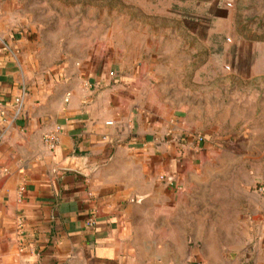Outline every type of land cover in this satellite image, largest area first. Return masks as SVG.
<instances>
[{
    "label": "crops",
    "instance_id": "1",
    "mask_svg": "<svg viewBox=\"0 0 264 264\" xmlns=\"http://www.w3.org/2000/svg\"><path fill=\"white\" fill-rule=\"evenodd\" d=\"M20 12L0 0V264H264V195L204 163L175 72L110 52L53 71Z\"/></svg>",
    "mask_w": 264,
    "mask_h": 264
},
{
    "label": "rangeland",
    "instance_id": "2",
    "mask_svg": "<svg viewBox=\"0 0 264 264\" xmlns=\"http://www.w3.org/2000/svg\"><path fill=\"white\" fill-rule=\"evenodd\" d=\"M4 2L34 24L53 71L93 53L148 63L157 55L152 68L176 74L166 92L185 110L182 125L210 150L204 163L228 186L264 188V44L247 41L264 34V0Z\"/></svg>",
    "mask_w": 264,
    "mask_h": 264
},
{
    "label": "built area",
    "instance_id": "3",
    "mask_svg": "<svg viewBox=\"0 0 264 264\" xmlns=\"http://www.w3.org/2000/svg\"><path fill=\"white\" fill-rule=\"evenodd\" d=\"M45 144L51 149L54 150L58 145V138L56 136H47L45 139ZM259 193L264 195V188H259ZM91 225L94 224V222L90 223Z\"/></svg>",
    "mask_w": 264,
    "mask_h": 264
},
{
    "label": "trees",
    "instance_id": "4",
    "mask_svg": "<svg viewBox=\"0 0 264 264\" xmlns=\"http://www.w3.org/2000/svg\"><path fill=\"white\" fill-rule=\"evenodd\" d=\"M248 38H249L250 40H254V39H256V40L264 39V37H259V36H257L256 34H253V35L249 36Z\"/></svg>",
    "mask_w": 264,
    "mask_h": 264
}]
</instances>
